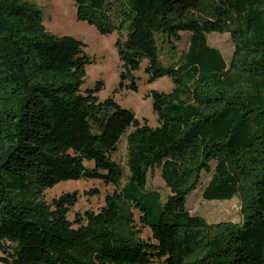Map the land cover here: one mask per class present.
I'll return each mask as SVG.
<instances>
[{"label": "trees", "instance_id": "trees-1", "mask_svg": "<svg viewBox=\"0 0 264 264\" xmlns=\"http://www.w3.org/2000/svg\"><path fill=\"white\" fill-rule=\"evenodd\" d=\"M74 3L78 19L117 33L121 86L138 91L131 73L144 59L149 82L169 76L174 86L149 93L159 122L150 126L114 95L100 99L103 81L83 88L92 62L83 40L51 33L27 0H0V262L264 264V0ZM182 32L188 50L164 64L160 51ZM211 32L230 34L229 62ZM123 138L126 168L114 158ZM156 168L165 198L148 187ZM204 172L203 198L237 195L239 223L187 209ZM81 179L119 190L71 219L79 193L50 203L45 191Z\"/></svg>", "mask_w": 264, "mask_h": 264}, {"label": "rangeland", "instance_id": "rangeland-1", "mask_svg": "<svg viewBox=\"0 0 264 264\" xmlns=\"http://www.w3.org/2000/svg\"><path fill=\"white\" fill-rule=\"evenodd\" d=\"M27 1L35 4L42 10L44 23L51 33L58 36L71 35L85 42V52L92 57V62L87 66L83 85L84 89L94 87L97 82L103 81L105 87L99 92L100 99L103 100L110 95H114L120 104L135 111L139 120L142 122L146 120L153 127L159 125L157 114L153 111L152 98L148 95L152 90L170 92L174 83L169 76L149 82L148 75L144 70L148 61L144 59L140 69L131 73L132 76L138 77V91L128 89L126 85L121 86L120 81L123 67L115 45L118 38L117 33L104 35L99 32L95 25L78 19L74 0ZM190 35V32H182L181 40H174V48L169 44L163 47L160 54L164 64L172 63L181 53L188 50ZM208 41L211 46L221 50L227 62L230 61L234 51V43L229 33L211 32L208 35ZM126 154V138H123L117 152L114 154V158L125 168ZM126 174H128L127 169ZM210 178V172L203 173L200 187L188 196L187 209L192 214L204 217L210 223L218 221L239 223L242 220V214L241 200L237 195L230 200H206L203 198L202 187H204ZM125 182L126 179L123 180V184ZM148 187L150 189H159L164 198L170 193V189L162 179L161 171L158 168L149 172ZM95 189L99 192L96 194L89 193V191ZM117 190H119L117 186L106 184L98 179L67 180L58 183L53 188L47 189L45 191V198L51 203L64 192L77 191L80 198L70 212V218L74 219L77 213L83 214L86 211H100L106 204L107 196ZM135 216L137 223H141L139 221L140 213L137 210H135ZM150 236L151 230L145 228L143 237L150 238ZM0 264L3 263L0 262Z\"/></svg>", "mask_w": 264, "mask_h": 264}]
</instances>
